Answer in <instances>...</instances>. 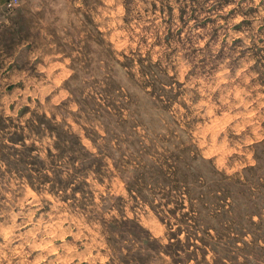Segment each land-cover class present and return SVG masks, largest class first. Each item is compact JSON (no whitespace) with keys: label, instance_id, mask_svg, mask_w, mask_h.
I'll use <instances>...</instances> for the list:
<instances>
[{"label":"rangeland","instance_id":"obj_1","mask_svg":"<svg viewBox=\"0 0 264 264\" xmlns=\"http://www.w3.org/2000/svg\"><path fill=\"white\" fill-rule=\"evenodd\" d=\"M0 264H264V0H0Z\"/></svg>","mask_w":264,"mask_h":264},{"label":"trees","instance_id":"obj_2","mask_svg":"<svg viewBox=\"0 0 264 264\" xmlns=\"http://www.w3.org/2000/svg\"><path fill=\"white\" fill-rule=\"evenodd\" d=\"M240 232V234L242 233L241 231H239Z\"/></svg>","mask_w":264,"mask_h":264}]
</instances>
